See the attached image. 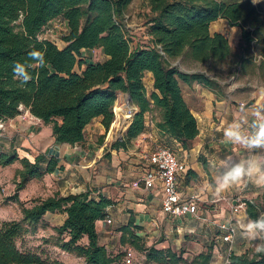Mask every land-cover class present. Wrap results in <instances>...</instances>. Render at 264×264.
<instances>
[{
    "label": "trees",
    "instance_id": "obj_1",
    "mask_svg": "<svg viewBox=\"0 0 264 264\" xmlns=\"http://www.w3.org/2000/svg\"><path fill=\"white\" fill-rule=\"evenodd\" d=\"M145 1L150 8L149 42L138 45L129 38L125 21L133 0H0V119L14 118L25 108L52 125L58 142L75 144L84 140L86 127L98 117L111 136L118 122L114 110L125 117L126 109L132 107L125 124L128 128L112 148L127 149L146 130L147 115H151L162 134L190 149L199 127L184 97L182 83L191 85L197 81L213 90L221 87L204 72L182 70L173 61L186 58L212 64L225 62L232 54L229 39L210 31L212 23L220 18L242 28L241 66L245 71L251 65L264 84V12L251 0ZM57 18L67 26L62 37L64 47L42 35L48 23ZM84 49H101L106 58L89 60ZM33 50L44 54L43 68L29 59L28 53ZM16 62L32 65L27 68L31 76L27 83L14 76ZM147 72H152L154 79L150 92L144 84ZM120 93L130 95L135 106L131 102L118 106ZM161 145L171 148L164 142ZM16 161L22 164L17 170L20 180L9 200L22 205V217L0 224V264H62L44 251L24 250L18 245L24 235L39 230L47 212L66 215L64 222L54 228L57 247L84 258L87 264H118L122 254L108 252L97 231V222L106 218L112 200L103 195L92 197L89 192L66 196L54 192L36 199L32 206H24L18 192L29 180L53 172L58 163L44 155H37L32 162L19 157L15 149L1 152L0 164ZM191 176L199 177L189 170L186 179ZM243 201L251 219L264 212V190ZM131 226L120 229L121 244L140 249L146 262L185 261L183 252L144 246ZM210 257L211 254H200L192 263L208 264ZM230 260L231 264H264V252L252 248L243 254L231 253Z\"/></svg>",
    "mask_w": 264,
    "mask_h": 264
},
{
    "label": "crops",
    "instance_id": "obj_2",
    "mask_svg": "<svg viewBox=\"0 0 264 264\" xmlns=\"http://www.w3.org/2000/svg\"><path fill=\"white\" fill-rule=\"evenodd\" d=\"M147 9L150 12L148 5ZM210 31L225 36L228 32H235L238 39L242 37V29L239 26H232L228 20L222 18L212 23ZM65 45L64 42L62 47ZM85 50L89 49L83 51ZM93 50L100 51L103 60L106 58L101 49ZM192 62L196 66L201 63L193 60ZM184 70L204 72L215 79L221 87L213 90L197 81L191 85L182 83L184 97L197 118L199 127V134L193 140L190 149H184L175 139L162 134L150 119L151 115H147L146 130L132 141L127 149L112 148V143L122 136L118 134L115 138L113 134L108 136L109 132H106L101 117L94 119L86 127L84 140L75 144L58 142L53 135L52 125L44 123L28 109H22L20 114L6 121L10 135H13L9 139L15 140L13 149L22 147L27 153L24 157L32 162L37 155H44L47 159L57 161L56 169L44 175L47 197L54 192H60L64 196L89 192L92 197L99 198L103 195L112 200V204L107 208L106 218L97 222L99 241L105 245L108 252H113L117 241L121 243L120 229L130 223L133 225L131 229L134 228V233L141 238L142 243L151 239L154 242L151 246L157 249H173L171 245L174 239L182 243L187 241V236L196 238L194 245L198 251L193 259L200 254H211L208 264L211 262L213 249L204 246L202 241L198 242L200 239L207 241V246H211L215 240L213 246L222 259H226L230 253L243 254L255 246L254 241L240 240L237 232L234 235V243L224 242L221 235L215 238L213 232L219 231L217 227L223 223L236 228L237 218L248 216L245 205L242 206V210L236 208L239 205L238 201L243 204V200L257 197L264 189L257 188L245 179L217 196L214 191H209L206 185L212 181L216 171L210 162L218 165L219 161L226 157L231 156L238 160L249 154L238 145L222 142L223 131L229 123L245 116L251 122V116L247 113L264 106V96L260 97L256 89L245 91L240 88V82L233 75L219 77L203 66H200V69ZM153 83L152 72H147L144 84L148 92L153 89ZM124 122L125 118L123 128L126 130L128 127H125ZM165 139L176 146L177 151L174 152L186 163V172L179 178L178 184L184 198L192 196L199 198V211L196 215L188 214L183 217L166 215L162 211V191H148L144 188V172L150 167L146 155L154 146L161 145L162 142L167 144ZM189 170H193L199 176L198 179L191 176L187 180ZM234 196L237 198L229 203V199ZM47 213L59 215L62 218L61 224L66 218L65 213ZM107 218L111 219V223L107 222ZM129 245L134 247L132 244ZM132 249L136 257V250ZM180 252L185 254L183 250ZM124 256L125 251L123 263ZM78 258L84 260L82 257Z\"/></svg>",
    "mask_w": 264,
    "mask_h": 264
},
{
    "label": "rangeland",
    "instance_id": "obj_3",
    "mask_svg": "<svg viewBox=\"0 0 264 264\" xmlns=\"http://www.w3.org/2000/svg\"><path fill=\"white\" fill-rule=\"evenodd\" d=\"M223 1H235V0H223ZM244 1V0H242ZM256 6L259 7L260 10L264 12V0H251ZM149 11L147 9V3L145 0H133L131 4L127 16L126 23L128 28L129 38L133 43L142 45L147 44L149 42L148 36V17ZM48 28L43 32V37L54 41L57 46L62 47L64 45L63 35L65 34V25L62 19H54L48 23ZM241 28V27H240ZM242 29V28H241ZM229 42L232 46V54L230 57L223 63L212 64L209 62H201L197 66L194 62L182 58L174 60L180 69L184 70H193L200 69V66L204 67L208 71H211L213 74H216L219 77H230L235 76L237 81L240 82V88L243 90L248 89H256L260 93V97L264 96V84L262 80L256 74V71L253 69L251 65L247 67L245 71L241 66V61L244 56V43L242 39H238V36L235 32H228L227 35ZM242 38V37H241ZM256 56V51H252ZM84 55L92 61H101L103 58L101 57L100 51L98 50H85L83 51ZM83 67V66H82ZM259 97V98H260ZM118 106H124L127 101V95L120 93L118 95ZM131 105H134L131 102ZM135 106V105H134ZM24 108H21V110ZM130 109H126V116L123 117V113L120 115V120L118 118L117 125L115 130L113 131V138H115L116 134L123 136L125 134V130L123 128V119L125 118L124 125L128 121V116H130ZM115 113V112H114ZM116 115V114H115ZM156 118H158L157 113L154 114ZM116 119V117H115ZM152 119V117L150 118ZM8 123L5 124L4 131H0V154L3 151H10L13 149L15 145V140L9 139L11 136L8 130ZM111 128V127H110ZM124 130V131H123ZM118 138V137H117ZM166 143L172 147V149L176 152L177 148L173 143H169L165 139ZM24 150V149H23ZM22 147H17L16 152L19 157L27 156L25 150L23 151ZM179 157V156H178ZM20 168H22V164L19 161H16L9 165L0 164V224L6 220L20 219L22 217V205L20 203L9 200L11 196L14 195L16 191L17 184L19 182V177L17 175ZM193 179V178H192ZM44 176L41 178H35L29 180L23 189L18 192L19 198L24 206H32L36 199L46 198L48 195L47 186L44 183ZM237 198L234 196L229 199V203H231L232 199ZM240 204V201H238ZM242 210V208H238ZM239 213V212H238ZM62 218L59 215L47 213L44 216V223L41 224L39 230L34 234H26L22 238L18 240V245L24 250L31 251H44L46 254L51 256L52 258H56L62 262V264H86L84 260L78 258L75 254L68 253L63 251L61 248L55 245V240L57 238V232L55 231V227L61 224ZM220 231V227H217ZM214 230L213 236L216 238L217 235H221L223 238V234L221 231ZM187 241L179 243L178 241L173 240V249L179 253L181 250L184 251L185 261L181 264H193L192 259L197 255V251L195 249V241L196 238H191L187 236ZM195 239V240H194ZM223 240V239H222ZM206 245V247H211L212 258L210 264H224L225 259L221 258L217 254V250L213 246L215 240H213L212 245L207 246V241L200 239V241ZM225 242V241H224ZM256 245L259 241H254ZM154 243L151 239L143 241L144 246H151ZM132 247L131 245H123L119 241H117V245L113 248L112 254H122L120 257V262L118 264H124L122 262V258L124 255V251L126 248ZM136 257L132 261L131 264H158L155 262H146L145 254L140 249H136ZM252 248H255L252 247ZM251 248V249H252ZM165 249V248H164Z\"/></svg>",
    "mask_w": 264,
    "mask_h": 264
},
{
    "label": "clouds",
    "instance_id": "obj_4",
    "mask_svg": "<svg viewBox=\"0 0 264 264\" xmlns=\"http://www.w3.org/2000/svg\"><path fill=\"white\" fill-rule=\"evenodd\" d=\"M28 56L39 67L45 66V57L42 52L33 50L28 53ZM31 66L26 63H14V76L23 83H27L31 79L27 68ZM241 110L244 111V109ZM247 115L251 116V122L245 116L227 125L223 131L222 142L238 145L246 149L249 154L238 160L231 156L226 157L220 160L218 165L210 162L216 171L212 181L206 187L209 191H214L217 196L245 179L257 188L264 189V106L252 109ZM236 232L242 241H259L255 245V250L258 253L264 252V212H261L256 219L246 216L237 218ZM226 240L235 242L233 236L226 237ZM224 264H231V262L224 261Z\"/></svg>",
    "mask_w": 264,
    "mask_h": 264
},
{
    "label": "built area",
    "instance_id": "obj_5",
    "mask_svg": "<svg viewBox=\"0 0 264 264\" xmlns=\"http://www.w3.org/2000/svg\"><path fill=\"white\" fill-rule=\"evenodd\" d=\"M60 19V18H57ZM65 31L67 26L64 20ZM48 26L46 27V29ZM6 121L0 119V131H4ZM146 160L150 167L146 169L143 176L144 188L148 191H162V211L169 216L183 217L188 214L196 215L199 211V198L192 196L184 198L179 187V178L186 172V163L178 157L174 150L165 145H156L146 155ZM245 203L239 204L236 208H242ZM107 222L111 223V219L107 218ZM220 231L223 234V241L227 242L226 237L233 236L236 228L225 223L220 224ZM230 255L225 261H230ZM135 258V252L132 248L125 250L124 264H131Z\"/></svg>",
    "mask_w": 264,
    "mask_h": 264
},
{
    "label": "water",
    "instance_id": "obj_6",
    "mask_svg": "<svg viewBox=\"0 0 264 264\" xmlns=\"http://www.w3.org/2000/svg\"><path fill=\"white\" fill-rule=\"evenodd\" d=\"M127 100H128V102H132V98L130 95L127 96ZM138 111H139V109L137 111H135V113H137ZM135 113H134V115H135Z\"/></svg>",
    "mask_w": 264,
    "mask_h": 264
},
{
    "label": "bare ground",
    "instance_id": "obj_7",
    "mask_svg": "<svg viewBox=\"0 0 264 264\" xmlns=\"http://www.w3.org/2000/svg\"><path fill=\"white\" fill-rule=\"evenodd\" d=\"M127 101H128V100H127ZM114 112H115V110H114ZM115 114H116V115H117V117L119 118V115H120V114H118V113H116V112H115Z\"/></svg>",
    "mask_w": 264,
    "mask_h": 264
}]
</instances>
